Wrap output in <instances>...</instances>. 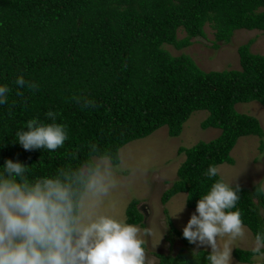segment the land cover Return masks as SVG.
<instances>
[{
  "label": "trees",
  "instance_id": "16d2710c",
  "mask_svg": "<svg viewBox=\"0 0 264 264\" xmlns=\"http://www.w3.org/2000/svg\"><path fill=\"white\" fill-rule=\"evenodd\" d=\"M206 25L214 31L215 47L229 43L238 30L264 34V0H0V85L11 89L8 103L0 105V171L12 159L30 166L34 177L50 175L85 159L90 142L120 163L121 149L131 142L164 126L170 137H179L194 112L207 111L201 127L220 133L178 149L185 160L161 197L165 205L186 193L187 207L196 208L221 177L209 180L204 173L210 165H234L231 153L241 138L257 136L264 149L259 120L236 109L255 101L264 106V54L251 52L254 42L239 47L240 69L224 71H204L187 54L170 50L205 38ZM181 30L184 38L178 36ZM20 75L39 87L20 88L15 83ZM74 94L94 99L96 107L81 108L70 99ZM48 111L58 113L55 123L67 125L69 139L54 152L25 151L15 133L27 130L33 118L52 123ZM75 150L73 160L68 153ZM255 188L241 186L232 209L241 212L254 236L264 231V196H254ZM166 215L167 242L171 248L177 241L184 246L155 253L156 264H208L210 252L200 250L194 259L193 244ZM144 219L135 199L126 223L144 227ZM233 254L243 264L259 256L242 249Z\"/></svg>",
  "mask_w": 264,
  "mask_h": 264
},
{
  "label": "clouds",
  "instance_id": "9594fccd",
  "mask_svg": "<svg viewBox=\"0 0 264 264\" xmlns=\"http://www.w3.org/2000/svg\"><path fill=\"white\" fill-rule=\"evenodd\" d=\"M15 83L30 91L39 87L23 75ZM10 92L7 84L0 85V105L8 103ZM70 99L83 109L96 107L95 100L83 94ZM57 116L48 111L52 123L38 118L27 121V130L15 133L16 141L25 151L62 148L69 137L67 125L55 123ZM88 147L85 159L62 165L50 175L34 177L30 166L5 161L0 171V264H146L143 237L152 235L151 228L141 230L97 211L119 186L120 165L98 145L90 142ZM78 151L68 155L76 160ZM204 175L209 180L220 177V168L210 165ZM240 191L239 183L233 187L222 177L215 179L183 232L177 227L184 239L196 245L191 248L194 259L201 247H210L208 264H232L231 244L245 239L247 228L241 212L232 211ZM254 196H264V180L256 182ZM184 208L173 217L179 218ZM223 238L227 239L222 244ZM252 253L264 256V231L255 234Z\"/></svg>",
  "mask_w": 264,
  "mask_h": 264
},
{
  "label": "rangeland",
  "instance_id": "374dc122",
  "mask_svg": "<svg viewBox=\"0 0 264 264\" xmlns=\"http://www.w3.org/2000/svg\"><path fill=\"white\" fill-rule=\"evenodd\" d=\"M205 38L193 40L192 46L177 51L170 47L174 55L182 53L190 56L204 71H224L240 69L238 49L251 41V52L264 54V34L260 31L238 30L229 43H218L215 47V35L210 25H206ZM185 32L179 31V38L185 37ZM238 112L255 117L264 129V106L259 102L238 103ZM207 111H197L184 124L179 137L172 138L168 134V127L164 126L149 137L131 142L120 151L119 186L97 211L114 216L126 222V211L131 202L139 200V209L145 214V226L136 225L143 230L151 228L152 235L144 236L146 264H156L158 258L155 253L169 254L178 251L183 244L177 242L171 245L166 240L169 234L168 214L174 225L183 232L196 208L187 207V194L175 195L167 204H163L161 197L177 179V171L185 160V155L178 154L181 147H192L200 141H211L220 133L218 129L204 130L202 122L207 118ZM260 139L257 136L243 137L239 140L231 155L234 165L222 164L220 175L226 182L239 183L242 187L253 188L257 181L264 180V149L260 150ZM185 206V208H184ZM179 218L173 217L181 209ZM168 210V213L165 212ZM264 214V210H263ZM246 228V227H245ZM221 239L223 244L224 240ZM253 233L246 228L243 240L232 242V264H243L234 257L236 249L252 250ZM194 248L196 245H193ZM193 249V248H192ZM201 250L211 252V248ZM253 264H264V256H258Z\"/></svg>",
  "mask_w": 264,
  "mask_h": 264
}]
</instances>
